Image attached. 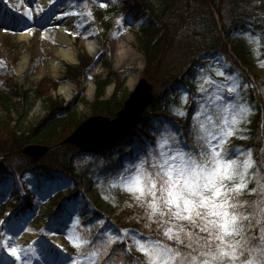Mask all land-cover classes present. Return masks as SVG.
Returning <instances> with one entry per match:
<instances>
[{"label":"rangeland","instance_id":"374dc122","mask_svg":"<svg viewBox=\"0 0 264 264\" xmlns=\"http://www.w3.org/2000/svg\"><path fill=\"white\" fill-rule=\"evenodd\" d=\"M94 1L95 7L101 11L107 7L116 10L120 7L118 3L111 0ZM238 1L248 15L264 23V0ZM101 4L107 6L101 7ZM90 9L87 0H0V21L5 25L0 27V66L4 60L12 62L14 82L24 90H31L43 79L59 81L65 74L66 66H77L60 62L57 68L58 77L50 76L48 66L55 57L51 48L52 37L48 32L49 29L56 28L59 31L62 25L67 27L64 33L72 41L77 58L84 53L90 56L82 46L84 41L96 42L99 46L96 57L100 58V61L95 65H93L95 62L92 64L82 78V85L77 86L73 81L64 80L59 83L56 91L51 92L53 97H58L64 104L70 105L75 110L77 120H80L79 124L90 117L100 116L91 106L96 91L93 78L107 76L108 70L104 67L105 63L110 64L112 71L120 75L116 84H110L104 92L105 99L114 95L113 100L117 104V108H111L105 113L104 117L110 120L115 117L139 79L144 78L149 82L154 98L155 96L162 99L168 96L172 98L173 91L178 85L165 88L162 83L163 78L178 75L181 80L190 81L188 73L198 69L196 66L181 69L176 65H168L165 70L166 75L159 79V83H151L143 75L145 58L136 49V34L141 23H133L121 12L111 13L112 10H109L111 12L107 13L104 19L112 24V28L106 34L104 30L94 25ZM24 13H28L32 18L28 19ZM29 31H32L30 38L23 39L22 36ZM104 34L108 37L106 49L102 43ZM121 45L133 53L135 61H117L115 53ZM92 59L96 60L93 57ZM215 64H218L213 68L215 71L221 67L225 68L221 60H217L212 65ZM140 67H142L141 70ZM138 70L140 74L136 77ZM254 74L260 81H264V60L257 65ZM205 77L208 78L207 75ZM132 78L135 81L134 86L129 88L127 81ZM204 80L198 76V82L195 83L199 86L198 92H202L201 86L208 87L204 84ZM212 80L215 81L214 78ZM251 80L254 82L252 77ZM65 83L71 84L70 100H66L58 91L59 87ZM184 91L187 93L189 87H185ZM221 95L227 98V90L224 89ZM198 96H201V93ZM171 109L174 114H159L164 118L160 121L164 122L165 119L172 122L178 121L177 113L181 110L180 104H172ZM262 110L264 114V107ZM46 113L44 102L37 100L32 105L26 103L23 106H17V112L12 113L11 118L13 121H19V127L25 131L36 127ZM144 124L145 122H142L137 130L132 131L133 136L130 135L112 144L106 151L79 152L74 159L75 170L79 177L77 179L70 180L60 174L47 179L25 173L1 181L0 264H24L25 261L29 264H64L66 260L70 264L71 259L77 256L78 250L73 247V242L77 241L78 237L83 236L96 242L101 239L107 240V233L123 237L122 242H117L112 247L123 245L137 257L141 264H144L146 258L137 251L134 238L145 243L160 239L172 245L173 242L167 241L162 231H157L155 224L146 226L149 222L145 217L144 209L136 205L130 194L120 187H111L112 183H118L116 174L119 170L128 166L130 162H139L135 159L134 153L142 145L157 138L158 132L163 131L162 124L156 123L152 128H147ZM164 125H167L171 132L170 122H165ZM240 128L243 131L230 139L242 141V146L235 148L246 151L250 148L251 132L245 127ZM260 139L264 144V116L261 117ZM30 145L40 144L31 142ZM255 152L264 162L261 148ZM255 152H253L254 160ZM255 171L254 167L249 170V173ZM24 184L29 187L34 200L30 211L18 213V210H14L9 204L15 198L19 206L22 205ZM253 187H256L255 180L249 183L248 189ZM129 204L132 207H128ZM124 230H128L127 236H124ZM254 234L258 235V231H254ZM12 248L17 249L20 259L11 253Z\"/></svg>","mask_w":264,"mask_h":264},{"label":"trees","instance_id":"16d2710c","mask_svg":"<svg viewBox=\"0 0 264 264\" xmlns=\"http://www.w3.org/2000/svg\"><path fill=\"white\" fill-rule=\"evenodd\" d=\"M87 1L94 25L106 34L112 28V24L104 19L111 12L109 10H112L111 13L121 12L133 23H141L136 34V49L145 58L143 75L151 83H159V79L166 75L168 65H176L181 69L190 66L198 68L188 73L190 81L181 80L178 75L163 78L165 88L170 85L178 86L175 87L172 98L155 96L143 113L145 127L152 128L156 123L163 126L165 122H170L171 132L178 133L180 147L186 151L194 150L193 124L199 123L194 121V116L199 104L208 102L205 94L198 92L199 86L195 83L198 82V76L205 79L206 75L218 83L224 82L226 77L220 76L218 70L213 69L218 64L212 65L221 60L225 68H219L220 71L234 75L237 80L242 79L248 85L246 92L241 90V95L242 102L251 106L252 114L248 118L249 122L240 127L251 132L249 147L253 152L259 148L264 149L260 139L261 117L264 116V81H260L254 74L257 65L264 60V23L248 15L238 0H111L120 7L118 10L107 7L104 11L95 7L94 0ZM106 34L102 36L104 49L108 42ZM78 62L75 67L66 66L65 74L59 81L43 79L31 90H24L14 82L12 62L4 60L0 66V182L25 173L47 179L59 174L70 180L79 178L74 166V159L79 151L71 145H61V142L73 132L80 120H77V114L71 106L51 95L64 80L73 81L77 86L82 85V78L94 60L84 53L78 55ZM104 67L108 70L107 76L93 78L96 91L91 104L93 111L101 116H106L105 113L111 108H117L114 95L105 99L104 92L107 86L116 84L120 76L112 71L110 64L105 63ZM185 87H189L187 93L184 91ZM213 91L216 89H209V94ZM199 93L201 96H198ZM226 99L234 101L237 98L227 96ZM37 100L44 102L47 113L36 127L23 131L19 127V121L12 120L11 114L17 112V106L26 103L32 105ZM177 103L185 115L180 116L178 112L177 122L167 119L160 121L164 118L159 114H174L171 105ZM133 134L134 132L130 135ZM31 142L51 147L39 163L21 153L22 148ZM230 146H242V141L230 139ZM255 161L257 166H264L261 157L256 155ZM22 189V205L19 206L15 198L9 204L18 213L30 211L34 200L28 186L24 184ZM245 198L255 200L257 197H248L246 192ZM112 249L126 250L123 245H115ZM120 255L123 253L110 251L100 264H119L117 257ZM127 261L128 264H141L129 251Z\"/></svg>","mask_w":264,"mask_h":264},{"label":"snow or ice","instance_id":"6c2138e0","mask_svg":"<svg viewBox=\"0 0 264 264\" xmlns=\"http://www.w3.org/2000/svg\"><path fill=\"white\" fill-rule=\"evenodd\" d=\"M0 27H5L2 21ZM218 74L226 77L224 83L208 77L204 80L208 87L200 88L208 102L199 104L194 116V121H199L193 124L194 150L182 149L178 133L163 125L157 138L134 153L139 162L119 170L118 183L111 184L130 194L144 209L146 226L155 224L157 231L173 242L169 245L155 239L145 243L134 238L137 251L146 258L144 264H264V166H257L251 148L245 151L230 146V138L243 131L239 126L248 123L252 114L241 95L248 85L234 75L220 70ZM209 89L216 91L209 94ZM224 89L227 96L237 99L228 101L221 95ZM254 167L256 171L250 174ZM252 180L256 187L249 190ZM246 192L257 198H245ZM106 236L107 240L96 242L78 237L73 242L77 256L70 264H100L110 251L123 253L117 260L128 264L129 250L112 249L123 237ZM11 253L20 259L16 248Z\"/></svg>","mask_w":264,"mask_h":264},{"label":"water","instance_id":"95a60500","mask_svg":"<svg viewBox=\"0 0 264 264\" xmlns=\"http://www.w3.org/2000/svg\"><path fill=\"white\" fill-rule=\"evenodd\" d=\"M99 61L100 58L96 57L93 65ZM153 99L154 95L149 82L141 78L123 102L122 108L116 113L114 119L110 120L103 116L90 117L78 125L61 144L73 145L81 152L105 150L141 123L143 112L151 105ZM49 151V146L26 145L21 153L35 162H40Z\"/></svg>","mask_w":264,"mask_h":264},{"label":"bare ground","instance_id":"6f19581e","mask_svg":"<svg viewBox=\"0 0 264 264\" xmlns=\"http://www.w3.org/2000/svg\"><path fill=\"white\" fill-rule=\"evenodd\" d=\"M65 31H67V27H65L64 25H62V27L59 29V31H57L56 28H51L48 31L51 33V37H52V42H51L52 47L51 48H52L53 55L55 57V59H53L49 63V66H48L50 76H52L53 78L58 77L57 68H58L60 62H63L67 65H74L77 63V53L75 52L72 41L69 40L67 35L64 33ZM31 35H32V31L31 32L29 31V32L25 33L22 36V38L23 39H29ZM82 46L84 47L85 51L91 56L96 55L99 51V46L94 41H84ZM115 55L117 57L118 62H124V61L133 62V61H135V56L133 55V53L129 49H127L126 47H124L122 45L118 48ZM56 59H57V61H56ZM141 68L142 67H140V70H141ZM140 70L137 71L136 77L140 74ZM134 82L135 81L133 78L129 79L127 81V86L129 88H133ZM88 84H90V83H88ZM58 91L60 94L63 95V97L66 100L71 99L72 89H71L70 83L62 84L59 87Z\"/></svg>","mask_w":264,"mask_h":264}]
</instances>
